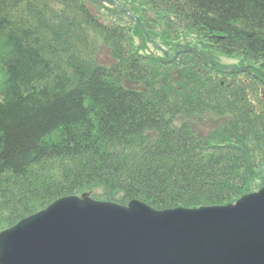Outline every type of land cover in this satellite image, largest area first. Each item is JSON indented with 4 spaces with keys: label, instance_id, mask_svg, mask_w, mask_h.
<instances>
[{
    "label": "trees",
    "instance_id": "16d2710c",
    "mask_svg": "<svg viewBox=\"0 0 264 264\" xmlns=\"http://www.w3.org/2000/svg\"><path fill=\"white\" fill-rule=\"evenodd\" d=\"M263 184L264 0H0V232L84 192L162 210Z\"/></svg>",
    "mask_w": 264,
    "mask_h": 264
},
{
    "label": "water",
    "instance_id": "95a60500",
    "mask_svg": "<svg viewBox=\"0 0 264 264\" xmlns=\"http://www.w3.org/2000/svg\"><path fill=\"white\" fill-rule=\"evenodd\" d=\"M0 264H264V187L164 211L61 198L0 233Z\"/></svg>",
    "mask_w": 264,
    "mask_h": 264
},
{
    "label": "rangeland",
    "instance_id": "374dc122",
    "mask_svg": "<svg viewBox=\"0 0 264 264\" xmlns=\"http://www.w3.org/2000/svg\"><path fill=\"white\" fill-rule=\"evenodd\" d=\"M103 57H104L105 59L109 60V58H108V53H105Z\"/></svg>",
    "mask_w": 264,
    "mask_h": 264
}]
</instances>
